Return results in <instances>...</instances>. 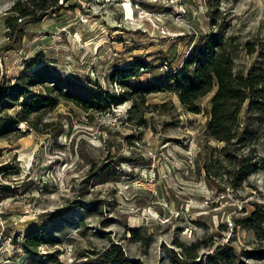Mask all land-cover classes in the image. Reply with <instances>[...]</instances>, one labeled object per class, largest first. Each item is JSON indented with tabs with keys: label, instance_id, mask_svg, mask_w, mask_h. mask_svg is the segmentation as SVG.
Here are the masks:
<instances>
[{
	"label": "rangeland",
	"instance_id": "rangeland-1",
	"mask_svg": "<svg viewBox=\"0 0 264 264\" xmlns=\"http://www.w3.org/2000/svg\"><path fill=\"white\" fill-rule=\"evenodd\" d=\"M212 34L264 75V0H0V86L55 97L0 98V264L264 263V110L220 141L167 86Z\"/></svg>",
	"mask_w": 264,
	"mask_h": 264
},
{
	"label": "trees",
	"instance_id": "trees-1",
	"mask_svg": "<svg viewBox=\"0 0 264 264\" xmlns=\"http://www.w3.org/2000/svg\"><path fill=\"white\" fill-rule=\"evenodd\" d=\"M12 10L19 11L20 17L27 14L22 8L20 9L19 4L15 5ZM30 67L29 65L23 70V76L29 75L27 70ZM130 75L124 77H130ZM167 86L169 89L177 91L181 102L196 112L199 111L196 101L208 92L215 90L210 101L206 128L209 135L220 141H230L233 138L235 130L238 128L240 111L245 102L248 101V107L252 109L264 110V75L257 72L255 68H251L246 74L242 71H235L230 52L226 51L224 44L221 41L218 42L217 36L214 34L210 35L203 47L190 55L180 71L171 75ZM48 90L50 91L48 94L33 96L29 90L22 89L18 83H13L8 86H0V98L4 99L14 92L25 96V100L21 102L23 114L19 117L20 120H24V117L30 112L38 111L45 105L54 104L55 97L51 95L53 88L48 87ZM60 93L68 99L94 107L97 110H101L110 102L115 101V97L110 98L109 94L103 95L101 92L99 94L98 91H73L71 86L68 91H60ZM6 105L9 107L12 103L9 102ZM11 122V120L9 122L0 120V134ZM243 171L241 170V172ZM256 217L258 220H263L257 211L254 213V218ZM261 232L264 233V230ZM43 240L41 235L33 234L27 239L28 247L40 246ZM114 262L127 264L126 262L121 263L118 259H114Z\"/></svg>",
	"mask_w": 264,
	"mask_h": 264
}]
</instances>
